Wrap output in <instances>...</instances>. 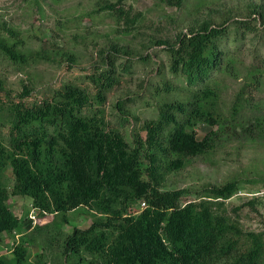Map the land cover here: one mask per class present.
<instances>
[{"label": "trees", "instance_id": "obj_1", "mask_svg": "<svg viewBox=\"0 0 264 264\" xmlns=\"http://www.w3.org/2000/svg\"><path fill=\"white\" fill-rule=\"evenodd\" d=\"M122 1L100 7L118 22L134 23L137 15ZM263 33L264 10H254L221 23L205 20L174 43L158 41L185 87L181 99L162 103L144 124L145 138L110 127L101 108L131 68L119 67L118 50L102 53L103 65L84 67L82 75L41 93L26 84L16 93L0 80V252L12 249L11 256L0 253V264H33L31 232L51 233L47 243L61 246L65 264H264V234L244 230L224 208L241 189L238 180L208 186L204 198L186 203L185 189L157 186L163 157L172 158L169 171L181 169L190 157L210 154L238 129L246 131L252 118L264 123V100L253 105L238 94L227 105L223 79L235 70L238 39ZM20 44L14 36L0 37V55L19 65L35 60ZM201 122L210 130L200 139L192 127ZM26 195L38 209L36 225L10 203ZM80 207L103 218L60 235L67 213ZM43 260L41 252L37 264Z\"/></svg>", "mask_w": 264, "mask_h": 264}, {"label": "rangeland", "instance_id": "obj_2", "mask_svg": "<svg viewBox=\"0 0 264 264\" xmlns=\"http://www.w3.org/2000/svg\"><path fill=\"white\" fill-rule=\"evenodd\" d=\"M118 1L0 0V37L13 40L14 36L21 42L20 49L35 58L19 65L0 55V80L16 93L25 84L34 88V94L41 93L48 85H59L82 75L84 67L103 65V55L110 52L113 56L114 50H118L119 67L129 63L131 68L123 73L120 85L108 93L101 108L110 127L131 139L140 135L145 138L144 124L157 116L162 103L181 99L183 92L179 91L185 87L182 78L169 68L166 45L158 41L174 43L181 31L189 32L205 20L221 23L264 10V0H183L180 6L170 0H123L120 5L130 10L132 17L137 15L134 23L126 24L100 7L105 2ZM261 34H249L237 41L235 70L223 76L224 100L229 106L238 94L253 105L264 100ZM247 126L246 131L238 129L235 137L210 154L190 157L181 169L169 171L165 166L172 158L163 157L157 186L162 190L185 189L182 201L186 203L204 198L208 186L238 180L241 189L224 202V208L244 230L264 234V123L260 125L252 118ZM192 129L201 139L210 127L201 122ZM7 174L12 185L11 168ZM10 203L23 218L31 210L30 196H12ZM133 206L137 208V203ZM67 215L69 221L60 235L72 232L74 227L86 228L93 220L103 218H95L85 207ZM47 216L51 218V214ZM30 234L36 235L35 241L27 243L33 264H37L41 252L43 264H65L61 246L47 243L51 233ZM11 250L4 248L0 253L11 256Z\"/></svg>", "mask_w": 264, "mask_h": 264}, {"label": "built area", "instance_id": "obj_3", "mask_svg": "<svg viewBox=\"0 0 264 264\" xmlns=\"http://www.w3.org/2000/svg\"><path fill=\"white\" fill-rule=\"evenodd\" d=\"M139 203H140V207L141 208L146 206V202L145 201H140ZM29 216H30V218H32L34 220V223L37 222V216H36V212H35L34 209L31 211Z\"/></svg>", "mask_w": 264, "mask_h": 264}, {"label": "clouds", "instance_id": "obj_4", "mask_svg": "<svg viewBox=\"0 0 264 264\" xmlns=\"http://www.w3.org/2000/svg\"><path fill=\"white\" fill-rule=\"evenodd\" d=\"M33 209L35 210V212H36V216H37V222H36V223H34V220H33L32 218H30V216H29L30 213H31V211H32ZM20 216H21V215H20ZM28 218L32 220V222H33L34 225L38 224V221H39V217H38V209H35L32 205H31V210H30V212L28 213ZM17 237H19V235H17ZM12 242H13V241H11V244H13Z\"/></svg>", "mask_w": 264, "mask_h": 264}]
</instances>
